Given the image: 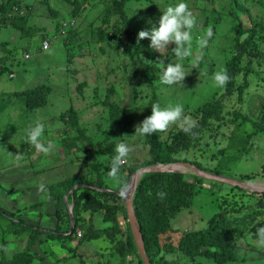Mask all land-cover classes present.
I'll return each mask as SVG.
<instances>
[{"label": "rangeland", "instance_id": "obj_1", "mask_svg": "<svg viewBox=\"0 0 264 264\" xmlns=\"http://www.w3.org/2000/svg\"><path fill=\"white\" fill-rule=\"evenodd\" d=\"M22 1L25 19L20 25L26 35L19 26H7L12 15L0 12V42L5 41V46L0 44V63L5 69L10 67L7 72H13L0 74V207L36 225L40 234L34 237L30 227L14 226L0 217V264H138L133 257L129 260V249L120 247L123 235L111 230L101 210L81 211L76 237L68 231L51 239L45 236L48 229L43 228L55 227L56 208L63 206L49 185L83 174L90 167L93 171L95 162L88 164L77 155L89 152L87 156L92 154L101 160L95 153L110 144L112 129L119 130L113 139L117 153L112 167L109 165L113 171L122 175L130 166H147H141L149 158L143 115L165 125L160 138L169 145L173 143L171 135L183 130L186 138L182 141L189 150H179V141L174 142L177 161L149 165L193 164L198 160L219 174L207 172L264 188L262 175L249 180L238 178L262 171L264 135L249 123H237L233 130L235 123L230 121L235 109L258 118L264 103V0H132L125 3L124 16L112 7L111 0ZM68 19L74 23L71 51L60 38L51 36L50 45L43 49L41 40H47V33H53L56 24ZM127 33H131L130 39ZM250 35L255 36L260 56L250 58L248 52H242L241 64L248 66V74L242 72L236 78L230 94H221L226 66L235 56L234 44ZM126 39L131 54L125 52ZM40 84L50 88L46 106L25 110L16 92ZM238 87H244L242 93ZM152 93L156 94L157 105L151 114ZM209 100L210 108L195 110ZM71 106L74 117L78 113L86 138H82V132H75L78 123L70 120L68 113L60 116ZM107 107L116 113L111 122ZM131 115H135L134 120L127 126ZM125 133L130 135L126 139ZM74 135V142L80 146L81 140L100 145L94 143V149L88 146L86 153L75 152L62 159L61 143L68 144ZM176 170L187 174L184 179L192 180L189 169ZM100 171L111 173V169ZM120 175L116 178L121 179ZM206 180V188L194 193L189 207H180L168 217L169 226L156 238L159 245L168 243L155 262L264 264V240L250 238L259 229L258 221L264 219V209L256 205L259 199L244 192L233 198L227 185ZM115 184L111 180V185ZM179 191L186 195V191ZM64 200L67 202L66 196ZM232 203L244 207L242 212L231 210ZM219 204L234 219L230 227L239 229L245 238L237 247L238 259L217 263L209 257H191L179 248L181 238L204 227ZM251 207L259 209V215L250 221L241 218ZM142 218L150 228L152 219L144 214ZM69 222L71 225L70 215ZM101 228L110 231L99 234Z\"/></svg>", "mask_w": 264, "mask_h": 264}, {"label": "trees", "instance_id": "obj_2", "mask_svg": "<svg viewBox=\"0 0 264 264\" xmlns=\"http://www.w3.org/2000/svg\"><path fill=\"white\" fill-rule=\"evenodd\" d=\"M128 1H132V0H111V4L112 7L115 8L117 13L124 16L125 13L123 7L125 3ZM134 1H139V0H134ZM22 4H23L22 0H0V12L3 14L6 13L12 15L6 21L7 23H9L7 24V26L13 27L14 29H20L19 27H21L22 30L21 32H23L24 35H26L24 28L22 29V26L20 25V23L22 24L24 23L23 19H25V14L24 15L22 14V8H21ZM68 21L69 19L66 21L65 26L61 22L56 24L53 33L51 32H50L51 34L47 33L46 36H48V38L50 36L52 38L53 37L60 38V40L62 41V43L65 45V47L68 49L69 52L71 51L70 45L74 44L71 43L69 45V43L71 42V40L73 39L72 37L75 34L73 31L74 30L73 25L69 24ZM60 29L62 30V32H60ZM130 35L131 33H127V37L129 39H130ZM254 37H255L254 35L253 36L250 35L242 42H236L234 44V49L236 51L234 54L235 56L230 61H228L227 64L228 66H226V72L224 73V77L222 81L223 90L221 94L222 93L230 94L232 90L235 89L236 87L234 85L236 78L239 77V75H241L242 72L244 73V75L248 74V66H243L241 64L242 52L244 51L248 52V56L250 55V58L258 57L259 53L256 51L257 43L254 40ZM43 38L46 39L45 37ZM48 38L47 40H41V43H43V41H47L48 44L50 45L51 40L50 38L49 39ZM129 39H126L127 41L125 43V46L126 45L128 46L125 49L126 54L128 53L131 54V50H130L131 46H129L130 45ZM3 43H5V41L0 42L1 45H4ZM6 68L7 69H5V67H1V63H0L1 75L6 73L7 71H10L9 70L10 67L9 68L6 67ZM7 73L8 75H10L13 72H7ZM40 85L41 86H36L16 92L15 96L18 99L23 100L25 110L31 111V110H35L36 108H41V107L43 108L44 106H46L48 102L47 97L50 88L46 84H40ZM243 88L244 87H242V89L238 87L240 93H242ZM156 101H157L156 94L152 93L151 110H150L151 114L153 113L154 107L156 108L157 105ZM210 102H211L210 100L204 102L203 108L197 107L195 110L201 112L204 111L205 108L208 107L210 108ZM96 103H100V102L96 101ZM103 104L106 105L105 103ZM71 107H68L67 110H65L63 113L60 112V116L64 118L65 114L68 113L69 115L68 118L70 120H74L75 124L78 123L75 126L76 127L75 132L77 133L82 132L83 133L82 138H86V136L84 135L85 130L78 122V113L77 111H75L77 113V116L74 117L73 107L72 108ZM261 108L262 110L260 111V116L258 118H251V116L249 117L240 110L235 109L233 111V118L230 119V121H232L233 119L235 123L233 130L237 128V123H240L241 125H246L247 123H249L250 126L256 128L259 131V134L264 135V103L262 104ZM72 112L73 114H70ZM107 113L109 114L108 118L111 122L113 115L116 113L112 114L109 107H107ZM134 117L135 115H131L129 117L127 126H129L133 122ZM142 120L146 129V133H144L143 135L144 142L149 145L147 150L149 151V158L144 160L142 163L143 165L141 166L154 164V163L177 161L178 158L175 156V150L172 148L174 142L179 141L178 144L179 150L181 148H184L186 151H189L186 144L182 141L186 138V134L185 132H183V130H180L178 133L171 135V141L173 143L169 145L165 139L160 138L161 134L165 131V125L163 123L152 120L151 118H149L148 115H145V117L143 115ZM66 124L71 126L69 121L66 122ZM118 131L119 130H117L116 128L115 130L112 129L109 136L111 138L110 144L106 148L101 147L98 150L99 153L97 152L95 153V155L96 154L99 155L98 159L101 160H96L92 156V154L87 156L89 152L87 153L85 152V150L88 149V146H92L94 149L95 141L89 140V142L83 143V141L81 140L82 146H80L74 142V137H75L74 135L68 140V144L62 145L61 143L62 159L66 158L67 154L71 155V154H75V152L86 153L81 156L76 154L77 158L86 160L88 164L91 163L92 161H94L95 163L92 165L93 171H91V167H90V170H88L83 174L67 176L61 181L54 182L49 185V190H51L52 193L53 191H56L54 197L56 199H59V201L63 204V206L60 208H56L55 214L57 215L58 222L55 225V227L43 228V229L44 230L48 229V231H46L45 233V236L51 239H56L57 237L60 238L62 236V233H67L70 230L67 204L71 203L72 204L71 212L74 216V224H75L71 235L76 237V232L80 230V223L78 220L81 217L80 215V213H82L81 211L83 209L101 210V212L103 213L102 218L104 221H108L111 230L114 232L117 231L118 233L123 235L124 238L123 240H120L121 241L120 247H125L126 249H129L130 251V253H128L129 254L128 257H130L129 260H132L133 257L138 264H143L142 260L138 255V252L136 250L131 235V231L126 217L124 198L119 195V193H121L125 189V183L129 180L130 176L138 168H140V166L139 167L130 166L128 169H126V174H122V175L119 174L121 179L116 178L119 177V175L116 171H113L114 168L111 167L113 164L112 163L113 157L117 153L116 151L114 153L113 139L115 138L116 136L115 134ZM79 135L80 134H78V136ZM129 136L130 135L128 133L123 134V137H125V139ZM95 144L100 145V143L98 142ZM73 147L74 150L72 151L71 149ZM183 160H188V159L183 158ZM103 164H106V166L101 167V165ZM193 164H195L199 169L208 170L210 172H215L219 174V171H214L205 168L199 163L198 160H196V163ZM102 168H104L105 170L111 169V173L109 172L103 174L101 173V171L99 172V170H101ZM262 171L260 173L255 172V173L242 174L241 176H238V178L249 180L259 175L264 176L263 165H262ZM186 175L179 172H146L145 175L142 176V178L139 180L137 184L132 199L133 208L138 221L139 229L142 234L145 251L151 264H157L155 262V259L158 261L157 256L161 254V251L165 249L167 245L166 243H168L166 242L164 244L159 245L156 240L159 233L165 231V229H167V227L169 226L168 217L174 216L175 213H177L178 211L177 209H179L180 207H184L187 204L192 203L191 197H193L194 193L200 194L203 191V188H206V183H207L206 179L200 178L199 176L193 174L191 175L192 180H186L184 179ZM111 180L115 181L116 184L111 185ZM227 186L229 188L228 192L230 193V195L233 196V198H237L242 192H244L245 193L244 195L247 194V196L251 198L259 199L258 201L259 203H257L256 205L258 207H261L262 210L264 209V202H261V199H264V191L249 192L239 187H234L230 185ZM179 190L186 191V195L182 194ZM218 192H216V194H218ZM65 196L67 202H65L64 200ZM250 201L251 199L249 198L248 204H250ZM187 206L189 207L190 205ZM230 206H231L230 209L237 214L241 213L242 208H244L236 203H232ZM251 208L252 210L243 213L244 216H240V217L248 219L249 221L251 220L252 217L255 216L257 217L260 213L259 209L253 207ZM229 213L230 212L227 209L223 210V207L221 208V204H219L218 209L215 212H213L211 216L207 218L206 225L204 227H202L197 231L189 232L183 238H181V241L179 243V248L182 251H184L186 254L190 255L191 257L194 256H196V258L209 257V258H213V260L215 262L217 261V263H225L227 261L233 260L234 258L238 259L237 247H239L240 245L239 243L242 242L241 239H245V238L243 234H241V231L239 229L238 231H235L232 229V227H230L229 222L231 224V221H234V219L228 217L230 216ZM118 214H121V217L118 216ZM142 214L147 215L148 218L152 219V225L150 228H148V225H146V223L143 221ZM2 216H4L5 220L9 224H13L14 226L21 225V226L30 227V230L33 232L34 237H36L35 235L40 234L39 229H37L36 225H32L29 222H26L22 219L15 218V215H13L12 212L0 207V217ZM257 224L259 226V229H256V232L252 234L250 238L255 240H264V219L258 221ZM110 228H101L99 234L101 231L108 233V231H110ZM124 251L126 252L125 249ZM234 254H236V257H234ZM165 263L167 262L164 259L162 261V264Z\"/></svg>", "mask_w": 264, "mask_h": 264}, {"label": "water", "instance_id": "obj_3", "mask_svg": "<svg viewBox=\"0 0 264 264\" xmlns=\"http://www.w3.org/2000/svg\"><path fill=\"white\" fill-rule=\"evenodd\" d=\"M176 168L177 169L186 168V169H189L190 171H192L193 174H195L199 177H202L204 179H209V180L217 181V182L227 184L230 186L239 187V188L245 189L246 191H249V192H253V191L263 192L264 191V188L253 187L249 183H246L242 180H238V179H234V178H228L226 176H220L217 174L207 172L205 170L197 168L195 165L188 163V162H177V163H172V164H167V165H158V164L147 165L146 167H143V168L141 167V168L137 169L130 176V179H129L127 186L125 187V189L121 193H119V195L124 198L126 217H127V221L129 224L130 231H131V235H132L136 250L138 252V255H139L140 259L142 260L143 264H151V263L148 259L146 251H145V247H144V243H143V239H142V234H141V231L139 229L138 221H137L135 211L133 208L132 199H133V195H134V192L136 190V187H137V183H138L137 181L143 173H146V172H175V171H177ZM71 207L72 206H68V212L70 215V219L72 220L69 233H72V231H73V219H72L73 217H72Z\"/></svg>", "mask_w": 264, "mask_h": 264}, {"label": "built area", "instance_id": "obj_4", "mask_svg": "<svg viewBox=\"0 0 264 264\" xmlns=\"http://www.w3.org/2000/svg\"><path fill=\"white\" fill-rule=\"evenodd\" d=\"M68 22H69V24H71V25L74 24L73 21H72V19L69 20ZM63 25L65 26V25H66V22H64ZM67 25H68V24H67ZM60 32H62L61 29H60ZM48 45H49V44H48L47 41H43V43H42V48H43V49H46V48L48 47ZM78 235H80V232H78Z\"/></svg>", "mask_w": 264, "mask_h": 264}]
</instances>
